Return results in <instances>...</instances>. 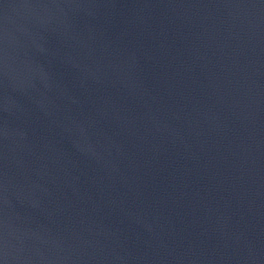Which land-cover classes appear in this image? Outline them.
<instances>
[{"label":"water","instance_id":"obj_1","mask_svg":"<svg viewBox=\"0 0 264 264\" xmlns=\"http://www.w3.org/2000/svg\"><path fill=\"white\" fill-rule=\"evenodd\" d=\"M0 264H264V0H0Z\"/></svg>","mask_w":264,"mask_h":264}]
</instances>
